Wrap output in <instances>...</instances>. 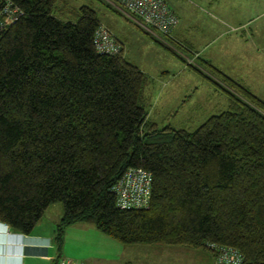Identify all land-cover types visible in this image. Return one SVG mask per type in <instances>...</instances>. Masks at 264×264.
<instances>
[{"label":"trees","instance_id":"16d2710c","mask_svg":"<svg viewBox=\"0 0 264 264\" xmlns=\"http://www.w3.org/2000/svg\"><path fill=\"white\" fill-rule=\"evenodd\" d=\"M11 1L25 15L0 38V224L31 236L60 203L59 251L68 228L88 224L124 246L214 256V244L264 264V101L211 66L228 111L193 133L159 129L148 77L123 43L115 36L117 56L96 51L95 9ZM130 169L153 176L148 210L117 208L113 189Z\"/></svg>","mask_w":264,"mask_h":264},{"label":"rangeland","instance_id":"374dc122","mask_svg":"<svg viewBox=\"0 0 264 264\" xmlns=\"http://www.w3.org/2000/svg\"><path fill=\"white\" fill-rule=\"evenodd\" d=\"M176 2L190 8L200 19L187 24L198 47L191 49L141 30L126 19L132 20L124 12L111 4L120 12L117 13L102 0H59V7L68 10L91 7L106 28L123 38L125 58L148 77V121L159 129L170 127L193 133L210 118L228 111L227 94L211 81L220 82L212 68L221 69L225 75L232 74L264 101V0H221L222 11L226 12L220 13L213 9L212 0L169 1ZM211 13L221 15L224 27L216 28L209 20ZM154 39L168 48L165 50ZM210 56L213 65L208 63ZM63 217V204L52 205L35 230L54 232ZM49 258L52 261L46 264L57 259L78 264H215V257L208 251L159 245L124 246L88 224L68 228L62 250L54 244Z\"/></svg>","mask_w":264,"mask_h":264},{"label":"built area","instance_id":"2783aa9c","mask_svg":"<svg viewBox=\"0 0 264 264\" xmlns=\"http://www.w3.org/2000/svg\"><path fill=\"white\" fill-rule=\"evenodd\" d=\"M140 28L161 38L172 37L179 27L180 19L164 0H108ZM24 12L11 0H0V38L15 26ZM94 46L100 55L117 56L123 46L108 28L102 26L95 34ZM113 193L120 211L148 210L153 194V176L139 169L128 170ZM213 252L215 264H243V254L237 249L209 245ZM56 264H78L71 260L59 259Z\"/></svg>","mask_w":264,"mask_h":264},{"label":"crops","instance_id":"0c3cea01","mask_svg":"<svg viewBox=\"0 0 264 264\" xmlns=\"http://www.w3.org/2000/svg\"><path fill=\"white\" fill-rule=\"evenodd\" d=\"M164 1H166V3L171 6L169 7L176 13V15L180 19L179 27L175 30V32L171 37L172 42L175 41L187 47H191V49L192 47L193 48L198 47L199 44L197 43L195 38H192L191 31H189L190 28L187 24L189 21H193L194 23L199 22L200 21L199 17L196 14H193L190 11V8L181 6L179 5L178 2H176V4H171L173 2L169 3L170 0H164ZM205 1L206 0H203V2ZM212 2L215 5V7H213L215 11H217L218 9L217 11L218 13L226 12V11H222L223 4L221 3V0H212ZM211 15L214 16L215 18L211 16L209 17V20L217 26L216 28L224 27V23L222 21L220 14L211 13ZM108 28L112 31L114 36H116L123 43L124 53H125L124 56H125L126 46L122 41L123 38H120L119 37L120 35L119 34L117 35L110 27ZM155 46L158 45L155 44ZM163 59L170 61L166 58ZM208 60H209L208 63L213 65V58L211 56L209 57ZM217 70L223 73L221 69H217ZM230 75L232 74H228L226 76L229 77L231 80L235 81L236 83H238L239 85L243 86L247 90H249L247 87H245L243 84L235 80ZM55 231L56 229L54 230V232L52 231L49 232L48 230L46 231L45 229H37L33 232L31 236H24L21 234H17L9 227L0 224V263L38 264L39 262H42L43 264H46L47 261L48 262L52 261L49 257H50V252L54 250L55 237H56ZM56 261L57 260H53L51 264H56Z\"/></svg>","mask_w":264,"mask_h":264},{"label":"clouds","instance_id":"9594fccd","mask_svg":"<svg viewBox=\"0 0 264 264\" xmlns=\"http://www.w3.org/2000/svg\"><path fill=\"white\" fill-rule=\"evenodd\" d=\"M0 264H2V263H0Z\"/></svg>","mask_w":264,"mask_h":264}]
</instances>
